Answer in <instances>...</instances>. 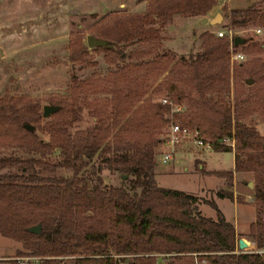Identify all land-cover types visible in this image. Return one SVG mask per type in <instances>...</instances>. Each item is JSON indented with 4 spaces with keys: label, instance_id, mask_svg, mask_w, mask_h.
<instances>
[{
    "label": "trees",
    "instance_id": "16d2710c",
    "mask_svg": "<svg viewBox=\"0 0 264 264\" xmlns=\"http://www.w3.org/2000/svg\"><path fill=\"white\" fill-rule=\"evenodd\" d=\"M217 1L148 0L144 16L111 17L98 35V39L107 40L108 44L93 50L107 52L109 64L121 60L125 46L136 47L129 54L131 60L153 57L169 63L174 59L173 54L158 56L163 39L160 29L175 16L205 17ZM230 11L231 26L251 24L264 28L261 7ZM199 38L200 52L179 56L174 61L175 65L182 63L192 72L200 95L196 109L189 114H171V106L161 101L123 109L117 101L111 108L93 110L90 124L71 133L70 129L79 120L78 114L89 104L87 90L82 86L84 82L73 76L71 103L69 106L57 103L60 109L44 125L49 141L42 142L25 127L26 123L40 119V106L35 103L18 107L11 99L3 100L0 145H26L40 154L39 158L0 157V235L19 244L18 256L39 257L38 264H60L61 256L71 257L73 264H157L154 254L197 253L205 264H264V253L259 252L264 250V137L254 127L241 123L228 105L204 96L202 90L208 80L204 72L228 59L229 40L208 30ZM250 39H247L249 44L243 46L246 52L264 50V41L251 42ZM68 49L72 66L80 69L95 66L80 37H72ZM170 115L182 125L200 129L205 137L211 138L216 149L232 150L220 141L233 135L234 169L207 171L204 166H198V171L230 181L234 173L252 175L251 196L261 217L250 223L247 238L256 250L235 251L234 225L226 221L213 201L209 204L216 210V220L195 212L193 204L197 197L159 186L155 181L154 147L162 141L163 131L156 138L145 130L166 126ZM111 125L118 127L119 133L114 136L118 141L133 142L141 149L105 156L104 134ZM54 150H60L56 165L46 160ZM98 156L102 157L101 163L96 165ZM102 165L119 171L121 179L126 174L131 175L133 178L122 181L128 183L127 188L107 186L99 179L97 184L89 185L85 174L89 169L96 174L102 170ZM58 167L71 170L73 174L50 176ZM218 196L244 201L235 198L230 191H219ZM35 225H40L39 234L28 231ZM129 255L133 257L127 259Z\"/></svg>",
    "mask_w": 264,
    "mask_h": 264
},
{
    "label": "rangeland",
    "instance_id": "374dc122",
    "mask_svg": "<svg viewBox=\"0 0 264 264\" xmlns=\"http://www.w3.org/2000/svg\"><path fill=\"white\" fill-rule=\"evenodd\" d=\"M147 4L148 0H0V105L6 99H11L18 107L38 104L40 119L26 124L33 127L32 131L42 142H47L50 138L44 127L45 123L57 113L44 117L42 108L44 105L57 106V103L70 105L72 89L75 86L73 76L84 82L82 86L87 90L86 98L89 104H85L78 114L79 120L70 129L71 133L90 124L93 110L111 108L112 103L117 101L120 109H123L135 108L148 101L158 103L167 99L173 103L172 108L176 112L189 114L196 109L200 95L192 72L182 63L175 65L174 61L179 56L188 57L200 52L199 36L203 32L208 30L218 37L219 31H232L233 37L244 39V42L235 48L237 52H242L244 57L241 61L230 60L228 57L223 63L208 67L204 72L208 80L202 92L206 98H213L228 105L236 112L241 123L254 127L259 135L264 137V50L246 52L243 49V46L249 44V38L251 42H263L264 28L251 24L240 27L230 25V10L250 6L264 9V0H218L206 18L175 16L172 22L160 29L163 39L158 56L162 53L173 54L174 59L170 64L161 58L153 57L131 60L129 54L136 47L125 46L121 60L116 64L108 63L107 52L87 47L95 66L80 69L71 65L68 61V44L72 37H80L87 46L89 35L98 38L100 29L105 27L111 17L122 14L144 16ZM217 16H221V22H213ZM257 28L262 29L261 33L256 34ZM247 80L252 82L248 83ZM58 106L60 109V105ZM165 127L148 128L145 131L159 138L161 130ZM107 132L104 134L106 140L102 148L105 156H112L115 152L133 153L141 149L133 142L118 141L114 137L119 133L118 127L111 125ZM154 148L157 156L154 178L157 184L197 197L193 204L195 212L216 220V210L209 204L213 201L226 221L234 225L235 251L246 253L256 250L254 243L247 238L250 223L261 217L253 205V196L249 198L246 195L249 193L246 185L253 181L252 175L236 177L237 185L234 187L233 180L203 175L198 171L200 164L206 170H233L235 140L234 148L231 147L232 150L227 151L214 147L203 150L190 144H181L177 146V150L185 152L186 158L179 166L176 158L165 163L161 161L160 154L165 150L163 145L159 144ZM59 152L60 150H54L46 160L51 164H58ZM8 156L25 159L39 158L40 154L26 145H0V157ZM101 158L96 157V165L101 163ZM173 165L175 169L168 171ZM186 166L187 171L184 170ZM87 172L85 179L89 185L97 184L101 180L107 186L127 188L128 183L122 181L133 178L126 174L121 179L119 171L105 166L96 174L90 169ZM42 174L49 175L44 171ZM72 174L71 170L58 167L50 176L69 177ZM248 187L252 189L253 182L252 186ZM219 191H230L235 198L240 197L244 201L219 197ZM240 238L248 241L249 248L241 250L237 247V240ZM19 247L15 241L0 235V264H17L15 258L27 257L18 256L16 251ZM259 252L263 254L264 250ZM154 256L157 264H205L204 260L197 257V253L179 256L162 253ZM132 257L133 255H129L127 259ZM66 264H73V259L70 257Z\"/></svg>",
    "mask_w": 264,
    "mask_h": 264
},
{
    "label": "built area",
    "instance_id": "2783aa9c",
    "mask_svg": "<svg viewBox=\"0 0 264 264\" xmlns=\"http://www.w3.org/2000/svg\"><path fill=\"white\" fill-rule=\"evenodd\" d=\"M256 34L261 33L262 29L257 28ZM225 34V35H224ZM218 37L222 38L224 36L228 37L229 40V57L230 60L241 61L244 55L241 52H237L233 45V33L232 31H228L225 33L224 31H219L217 33ZM161 102L163 104H168L173 106V103L170 100L162 99ZM176 110L173 108L171 109V114L175 113ZM169 122L164 128L162 141L160 142L161 145L165 147V150L160 154L162 162H168L174 158V154L176 153L177 146L181 144H190L191 146L203 149V150H210L212 148V140L207 139L202 131L196 127H188L186 125L180 124L177 120L173 119V115L169 116ZM234 134V133H233ZM221 144L225 146H231L234 148V137L227 136L225 139L220 141ZM18 264H38L40 258L35 256H28V257H17L15 258ZM70 259L68 256H61L60 264H66V261Z\"/></svg>",
    "mask_w": 264,
    "mask_h": 264
},
{
    "label": "water",
    "instance_id": "95a60500",
    "mask_svg": "<svg viewBox=\"0 0 264 264\" xmlns=\"http://www.w3.org/2000/svg\"><path fill=\"white\" fill-rule=\"evenodd\" d=\"M213 22H221V16H217ZM244 42V39L241 37H234L233 44L235 46H240L241 43ZM108 41L103 39H98L92 35H89L87 38V47L88 48H96V47H106ZM248 83H251L252 80H247ZM59 109V106L53 105H44L42 108V114L44 117L50 116V114L56 113ZM25 127L28 128L30 131L33 130V127L30 124H25ZM248 186H252V182H248ZM28 231L31 233L39 234L40 233V225L31 226L28 228ZM249 243L247 240L240 238L237 240V247L241 250H246L249 248Z\"/></svg>",
    "mask_w": 264,
    "mask_h": 264
},
{
    "label": "crops",
    "instance_id": "0c3cea01",
    "mask_svg": "<svg viewBox=\"0 0 264 264\" xmlns=\"http://www.w3.org/2000/svg\"><path fill=\"white\" fill-rule=\"evenodd\" d=\"M208 13H209V11H208ZM208 13H207V15L205 16V17H200V18H206L207 16H208ZM204 21V20H203ZM210 22H211V20H209ZM206 24V23H205ZM186 156V154H185V152H183V151H181V150H177L176 151V153L174 154V158H176V161L178 162L177 164H178V166L180 165L179 163H181L183 160L185 161V157ZM200 156V155H199ZM188 158H190V157H187V159ZM199 158H201V157H199ZM201 160H203L204 161V159H202L201 158ZM175 165H173V168L172 169H170V170H168V171H172L173 169H175V167H174ZM200 167L202 166V164H200L199 165ZM233 168H234V165H233ZM184 170H188V168H187V166L186 167H184ZM207 170H216V169H207ZM232 170V169H231ZM243 174H236V173H234L233 174V184H234V187L237 185V180L235 179L236 177H239V178H243ZM244 180V179H243ZM231 185V184H230ZM248 188V191H249V193H247L246 195L249 197V198H252V196H251V191H250V189H249V187H247Z\"/></svg>",
    "mask_w": 264,
    "mask_h": 264
}]
</instances>
